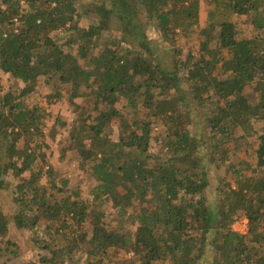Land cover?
<instances>
[{"label": "trees", "instance_id": "1", "mask_svg": "<svg viewBox=\"0 0 264 264\" xmlns=\"http://www.w3.org/2000/svg\"><path fill=\"white\" fill-rule=\"evenodd\" d=\"M200 6L0 0V75L24 84L0 95V191L14 177L18 207L5 213L0 205V244L15 226L38 229L46 264H67L78 252L86 264H113L114 249L133 255L125 264H264V0H210L202 26ZM88 12L93 21L81 27ZM243 17L252 36L240 37ZM180 34L187 44L199 40L187 57ZM40 77L67 88L55 97L67 96L77 118L57 162L79 159L90 199L67 190L68 179L59 186L49 177L51 113L27 101ZM247 136L255 137V167L231 160L239 156L232 144ZM223 167L234 180L217 175L210 199L212 176ZM242 216L246 234L232 227Z\"/></svg>", "mask_w": 264, "mask_h": 264}, {"label": "rangeland", "instance_id": "2", "mask_svg": "<svg viewBox=\"0 0 264 264\" xmlns=\"http://www.w3.org/2000/svg\"><path fill=\"white\" fill-rule=\"evenodd\" d=\"M83 1V0H82ZM87 2L91 0H86ZM200 25L202 26L204 22H206L207 18V11L210 5V0H200ZM94 14H91L88 12L79 20V24L81 27H86L93 21L92 16ZM244 17L240 20L238 23V28L241 30L242 34L240 37H249L252 36V25L250 22L244 21ZM199 27V26H198ZM148 37L151 41H155L158 39V33L154 28L150 27V30L148 32ZM178 44H181L183 46V51H185V55L187 57V54L190 53L189 46L196 44H199V40L194 39V41L190 43H186V37H183L182 34L178 35ZM195 47V46H193ZM198 47V45H197ZM195 53V52H194ZM0 95L4 94L7 91H14L16 94L19 93V90L24 86V84L15 79L12 78L10 75H0ZM67 91V88H61L58 86H51L48 85L43 77H40L36 81V88L33 93H31L27 97V101L31 105H40L45 107L50 113L51 117L49 119H46L45 121V127L44 132L47 133V140L52 142L54 140V148L53 150H49V153L51 154V160L55 164L56 167L52 168L53 170L49 172V177L53 179V182H56L57 185L61 186V178L62 179H68L69 185L66 188L67 190L70 189H81L84 198L90 199V194L88 192V184L89 181L87 179V176L84 177V173H86L83 169H81L79 165V159H77L75 162H70L67 157L66 161L63 163H58V149L61 145H63L64 140L66 139V136L70 133V129L73 127L74 123L76 122V112L73 110V105L69 102L68 97H65V100H58L55 97V92L57 91ZM250 94L256 93L255 90H253L252 87H247L246 91ZM118 108L121 111H127L128 107L126 105V102L121 100L118 103ZM59 116L62 118L64 122L67 123L66 127H61L60 123L56 121V117ZM257 123V122H256ZM260 124V123H259ZM114 134L113 136L117 138L119 133V124L112 123L111 124ZM258 127V123H257ZM159 129V128H158ZM162 129V127H161ZM161 129L156 130L154 133L156 136L152 140L151 143V149L158 148V140L159 135L161 133ZM259 129V127H258ZM52 136L53 140L50 139ZM159 136V137H158ZM231 149H236L237 155H233V159H231L234 163L239 162L242 160H246L247 163H253V167L256 166V157H255V149H256V141L255 137L247 136L244 139H241L238 141L235 145L232 144ZM248 167V165H243L240 168L245 169ZM48 166L46 167V169ZM227 167L220 168L217 173H214V176H212V183L213 187L209 191L210 199H214V190L217 184H219V181L215 178L217 175L219 176H227L228 180L231 181L234 180V173L233 172H227ZM63 172L60 176L59 173ZM29 173H25L23 177H27ZM48 177V176H47ZM44 179V182H47L48 178ZM53 177V178H52ZM9 178V179H8ZM12 176H6V179L10 180L11 182V188L14 186L15 180ZM220 179V178H219ZM10 190L3 189L0 191V205L2 206V209L5 213H14L18 210V207L13 204L12 202V195L10 193ZM106 209L110 214L107 217V220L109 222H112L113 224L117 223L116 218V212L115 210L111 209L110 205L107 204ZM46 226V224H44ZM232 227L234 230L241 232L243 234H246L248 231V224L247 219L242 216L238 219H236L232 223ZM38 229H30V228H24V229H18L15 226H12L10 229V232L8 235L4 237V242L0 244V264H46L43 262V259L45 255H47V250L43 248H39L40 246H45L46 243H39V241L36 239V232ZM10 240V242H8ZM67 243V241H64V245ZM115 250V249H114ZM112 250L113 253L112 256L114 257V263L113 264H125L127 261L132 260L133 255L130 253H126L125 251H120L119 254L116 253V250ZM79 252L77 253V256L74 257V259L67 264H86L88 255L85 254L82 257H79ZM106 262L108 259L105 260ZM132 264H136V260L132 261ZM158 264H169L168 262H162Z\"/></svg>", "mask_w": 264, "mask_h": 264}]
</instances>
